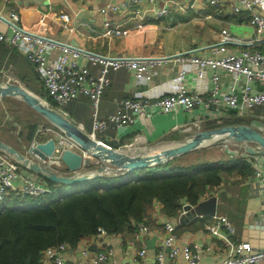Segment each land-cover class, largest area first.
Returning <instances> with one entry per match:
<instances>
[{
    "label": "crops",
    "instance_id": "1",
    "mask_svg": "<svg viewBox=\"0 0 264 264\" xmlns=\"http://www.w3.org/2000/svg\"><path fill=\"white\" fill-rule=\"evenodd\" d=\"M129 1L0 0V14L6 16L10 10H14L19 15L18 26L96 54L161 60L159 65L153 67L151 80L146 82H137L134 72L126 68L110 71V84L106 87L99 105V116L102 118H107L110 113L116 111L123 99L132 98L137 92L150 97L167 94L179 66L175 59L182 54L220 57L222 53H218L216 49L224 44L228 52L243 49L259 52L263 57L260 68L264 69V31L255 33L249 23L250 14L247 11L233 12L232 5L235 0H217L216 5L204 0H158L155 3L144 0L134 5L141 9L137 17L133 14ZM106 5L117 6L118 9L114 11L107 8L102 12L100 8ZM162 7L167 8V14L158 16L157 10ZM257 11L264 16V0H260ZM61 15H67L68 20H63ZM136 21L142 22L143 27L133 28ZM106 22L131 30L125 36H104L102 32ZM12 48L6 55L12 59L11 66L19 75L17 65L20 58L28 63L29 61L24 55L22 45ZM57 57V51L50 53V62L55 64ZM80 63L93 75L100 69L99 65H93L83 58ZM29 66L33 72L32 65ZM213 72L218 74L222 90H227L236 83L234 78L222 69H209L206 74ZM17 73L15 75L19 79ZM34 73L45 92L41 79L35 71ZM194 74L190 70L186 76L185 82L189 90L197 91L199 86L207 90L212 87L209 80L198 85L193 79ZM239 81L244 83L246 77L240 76ZM251 87L254 91H262L264 82L252 81ZM206 96L207 93L204 97ZM65 106H69L72 113L62 107H59V110L83 127L87 133H91L92 118L88 98L80 96ZM147 111L148 115L144 119L119 128L108 127L105 132L97 133L99 137L96 136V139L113 148L115 145L129 147L134 146L140 137L147 142L171 134L193 122H199L201 128L209 129L213 127L208 125L218 124V121H222L220 126L251 125L264 133V106L245 108L240 113L234 109L218 108L214 104L198 106L191 112L183 109L174 112H162L158 109ZM35 125L36 130H41L42 123ZM189 131L184 134L188 135ZM0 133L5 135L2 131ZM15 134L17 135V132ZM5 136L7 140L3 136L2 138L22 151L28 149V144L33 139L43 142L48 137L45 132H39L38 135L34 132L32 139L25 143L18 137L13 139ZM262 157L264 158V155L245 153L242 144L232 142L204 147L177 157L178 163L185 166L223 165L219 184L208 186L195 204L183 199L181 208L173 215L165 214L162 204L154 200L141 221L147 230L138 231L134 224L132 230L125 229L121 233L102 235L98 243L93 237L81 239L75 247L63 252L64 264H78L83 247H87L89 251L87 264H92V255L101 251L107 244L113 251L112 259L115 264H160L156 254L161 250L164 222L173 225L176 241L180 246L197 245L200 252L199 264H221L228 254L225 231L214 235L207 230V227L221 216L226 217L233 225L234 239L248 244L249 251L264 248V201L261 196V184L254 177L255 168L259 165L255 159ZM81 171L84 172L83 168ZM10 195L11 193H8L6 199ZM201 202L209 204L199 206ZM212 206L215 208L214 214L209 211ZM143 248L146 252L142 256L138 255ZM168 253L169 249L164 248L161 264H187L182 253L173 259L168 257ZM257 264H264V261Z\"/></svg>",
    "mask_w": 264,
    "mask_h": 264
},
{
    "label": "built area",
    "instance_id": "2",
    "mask_svg": "<svg viewBox=\"0 0 264 264\" xmlns=\"http://www.w3.org/2000/svg\"><path fill=\"white\" fill-rule=\"evenodd\" d=\"M144 0H130L129 6L133 14L137 17L140 15V7H134L137 3ZM158 0H147L149 3H155ZM211 5H216L217 0H204ZM260 7V0H235L232 10L235 13L247 11L250 14L249 23L253 26L255 33L260 34L264 31V16L257 10ZM116 11L117 6L106 5L100 10L105 12L106 9ZM167 8L162 7L157 10V15H166ZM63 20H68L67 15H61ZM19 15L16 11L10 10L6 16L0 14V42L10 47L24 48V55L32 65L34 71L41 79V83L48 98L56 103V107L67 104L80 96H86L89 100L92 132L96 134L105 132L108 127H122L131 125L137 120H142L148 115L147 109H158L162 112H174L183 109L186 112L193 111L198 106L216 105L218 108L234 109L238 113L243 109L264 106V90L254 91L251 87L252 81L264 82V69L260 68L262 55L257 51L240 50L228 52L226 46L220 45L216 51L222 53L220 57H201L194 54H182L176 57L179 62L178 70L172 80V86L167 94L150 97L137 92L132 98L123 99L115 112L110 113L107 118L99 116V105L102 95L107 86L110 84L108 74L110 71H116L126 68L134 72L137 82L150 81L152 78V69L159 65L161 60L153 58H132L125 56L100 55L80 47L71 46L68 43L60 42L54 38L30 32L17 25ZM133 28H142L143 23L136 21ZM130 28H121L112 26L110 22L105 23L104 36H125L130 32ZM223 43L225 39L222 40ZM57 51L58 57L55 64L50 62V53ZM86 59L93 65H99L100 69L96 75L80 63V59ZM222 69L229 73L235 84L227 90L220 89L219 76L216 72L210 75L206 74L207 70ZM193 71V79L198 85L204 81H211L212 87L207 90L203 87H197V91H191L186 86V76L189 71ZM240 76H245L244 83L238 82ZM207 93L206 98L204 95ZM35 117H39L35 115ZM222 121H218L221 124ZM41 130H36L35 135L39 132H45L47 138L54 139V149L50 156L40 158L39 155L29 152V148L35 149L38 141L33 139L28 144L25 153L38 163L52 169L56 173L66 175H77L82 169L77 171L69 170L64 166L60 155L64 149L78 150L75 143L65 137L57 128L49 124L42 118L40 119ZM18 137V135H17ZM19 138V137H18ZM47 138L43 141H47ZM20 139V138H19ZM87 155V154H83ZM259 165L256 166L254 177L261 184V196L264 201V158L255 159ZM57 168V169H56ZM21 168L14 160L0 152V210L4 207L2 203L8 193H16L21 197H36L50 192L47 180L39 175ZM26 172V173H25ZM57 185V184H56ZM136 225L138 231L147 230L143 222ZM207 230L219 235L222 230L225 231V238L228 244V254L221 264H257L264 261V248L249 251L246 243L237 242L234 239V227L226 217H219L214 224L207 227ZM163 238L161 240V250L156 254L158 263L164 259V248L169 249L168 257L175 258L179 253L183 254L187 264H199L200 252L197 245L192 247L180 246L176 241L173 225L169 222L163 223ZM105 231L99 229L95 236V242H99ZM105 243V242H104ZM101 251L92 255L90 261L92 264H115L113 261V251L105 245ZM71 248L65 244L57 247L47 248L43 251L41 262L43 264H64L63 252ZM146 250L143 248L138 255L142 256ZM89 251L87 247L80 250V260L78 264H87Z\"/></svg>",
    "mask_w": 264,
    "mask_h": 264
},
{
    "label": "trees",
    "instance_id": "3",
    "mask_svg": "<svg viewBox=\"0 0 264 264\" xmlns=\"http://www.w3.org/2000/svg\"><path fill=\"white\" fill-rule=\"evenodd\" d=\"M12 49L0 42V65L3 61L12 64L6 55ZM40 93L56 108L45 92ZM30 128L35 131L36 125ZM178 162L173 158L153 167L72 185L47 181L50 192L36 197L11 193L0 210V264H43L41 257L47 248L61 244L75 247L99 229L107 234L132 230L154 200L162 204L165 214L173 215L183 199L195 204L208 186L219 184L223 165L185 166Z\"/></svg>",
    "mask_w": 264,
    "mask_h": 264
},
{
    "label": "water",
    "instance_id": "4",
    "mask_svg": "<svg viewBox=\"0 0 264 264\" xmlns=\"http://www.w3.org/2000/svg\"><path fill=\"white\" fill-rule=\"evenodd\" d=\"M15 81L9 83L3 79L0 80V99L11 97L21 101L75 143L78 150L64 149L60 159L69 170L77 171L83 168L84 172L77 175L56 173L1 137L0 152L14 160L21 168L57 185H72L104 175H120L139 168L153 167L188 152L228 142L242 144V150L245 153L264 155V133L247 124L223 125L189 131L183 140L172 147L162 149L155 155L124 151L123 149L127 146L113 148L87 133L65 113L29 90L19 79ZM53 149L54 139L51 137L45 142H38L35 149L29 148V152L45 158L52 154ZM84 153L87 155H83ZM99 162L100 165L95 167ZM205 204L209 203L201 202L199 206ZM209 209L212 214L215 213L213 206Z\"/></svg>",
    "mask_w": 264,
    "mask_h": 264
},
{
    "label": "rangeland",
    "instance_id": "5",
    "mask_svg": "<svg viewBox=\"0 0 264 264\" xmlns=\"http://www.w3.org/2000/svg\"><path fill=\"white\" fill-rule=\"evenodd\" d=\"M30 63V62H29ZM25 59L20 58V62L17 65V68L20 72L18 75L20 81L32 92L40 96L44 101L47 99L43 97V95L40 93L42 88L40 87V82L38 80V77L32 72L30 69L29 64ZM13 70V67L9 65V62H3L2 65H0V80H8L9 82H16L15 79H17L16 74ZM48 102V101H47ZM25 105V104H24ZM21 101L15 99V98H5L0 99V131H2L5 135L12 137L13 139L15 137H18L21 139L22 142L28 143L32 137L34 136V132L32 131L30 127L34 126L36 123H40L39 117H35L36 113H34L32 110H30L26 105L24 106ZM57 108V107H56ZM65 110H68L69 113L71 112V108L69 106H63L62 107ZM191 124V123H190ZM188 124L185 127L178 128L176 131H173L171 134L161 136L156 139H152L149 141H137L134 146H129L124 148V151L127 152H147V154H152L155 151H158V148L161 146H164L168 143H178L181 140L184 139L185 134L188 130L191 128ZM43 126H40V129H42ZM37 128H35L36 130ZM204 129V127L200 128ZM17 132V135L15 134ZM0 133V136L3 138H6V136ZM97 137H99V134H96ZM122 146V145H121ZM119 148V146L117 147ZM139 151V152H138ZM153 151V152H152ZM177 158V157H176ZM170 161V160H169ZM177 162V161H176ZM100 165L96 164L95 167H98ZM113 174V173H111ZM26 206V205H25Z\"/></svg>",
    "mask_w": 264,
    "mask_h": 264
},
{
    "label": "bare ground",
    "instance_id": "6",
    "mask_svg": "<svg viewBox=\"0 0 264 264\" xmlns=\"http://www.w3.org/2000/svg\"><path fill=\"white\" fill-rule=\"evenodd\" d=\"M5 81L9 82L8 80H5ZM9 83H10V82H9ZM189 127L191 128L190 131L194 132V131H196L197 129L201 128V123H199V122H193V123H191V124L189 125ZM140 140H143V141H144L143 137H140V138L138 139V141H140ZM175 144H177V143H171V144L168 143V144H166V145H164V146L159 147V148H158V151H155V152L152 153V154H147V152H145L144 154H146V155H155V154H159L160 151H161L162 149L167 148V147H172V146L175 145ZM91 151H92V149H91ZM152 152H153V151H152ZM140 154H143V152H141Z\"/></svg>",
    "mask_w": 264,
    "mask_h": 264
}]
</instances>
